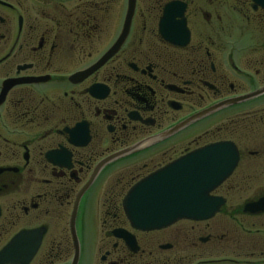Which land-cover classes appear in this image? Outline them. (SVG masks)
Listing matches in <instances>:
<instances>
[{
    "label": "flooded vegetation",
    "instance_id": "obj_1",
    "mask_svg": "<svg viewBox=\"0 0 264 264\" xmlns=\"http://www.w3.org/2000/svg\"><path fill=\"white\" fill-rule=\"evenodd\" d=\"M170 3L182 9V45L159 33ZM128 9L129 0H0V199L10 197L9 212L24 216L68 208L69 227L76 196L93 178L77 205L76 264H264V211L243 212L264 197V8L252 0H134L122 37ZM212 125L230 139L202 141ZM236 125L254 131L243 146L231 139ZM220 142H231L238 160L212 192L223 204L211 219L130 227L122 200L136 182ZM238 176L247 183L228 190L253 197L229 204V191L217 192ZM92 207L100 214L97 257L82 251L86 235L76 224L80 209ZM215 216L226 219L214 224ZM55 242L40 264L71 263L73 246L64 260ZM215 245L217 259L200 252Z\"/></svg>",
    "mask_w": 264,
    "mask_h": 264
},
{
    "label": "water",
    "instance_id": "obj_2",
    "mask_svg": "<svg viewBox=\"0 0 264 264\" xmlns=\"http://www.w3.org/2000/svg\"><path fill=\"white\" fill-rule=\"evenodd\" d=\"M133 1L129 0L122 37L127 32ZM252 1L264 8V0ZM176 10L177 14H174ZM181 13L182 9L177 8L176 3L164 7L163 15L159 20V33L167 42L182 45L187 41V31ZM175 16L178 20H175ZM107 57L108 55L102 60ZM224 105L211 107L189 120L200 118ZM125 152L127 151L112 158ZM237 160L238 153L231 142L214 143L192 150L140 179L128 190L122 200L123 214L130 227L149 232L165 228L178 220L205 221L212 218L223 204V200L212 196L211 193L230 176ZM92 180L93 178L88 184ZM88 184L76 196L69 218L74 251L70 264L77 263L79 245L74 228L75 216L78 201ZM263 211L264 197L243 207V212L250 214ZM45 233L46 229L43 226L18 231L1 247L0 264H29ZM113 234L118 238H127L122 230H115Z\"/></svg>",
    "mask_w": 264,
    "mask_h": 264
},
{
    "label": "rangeland",
    "instance_id": "obj_3",
    "mask_svg": "<svg viewBox=\"0 0 264 264\" xmlns=\"http://www.w3.org/2000/svg\"><path fill=\"white\" fill-rule=\"evenodd\" d=\"M138 21V20H137ZM236 127V128H235ZM241 127V128H240ZM216 128V126H210L209 127V131H207L208 135L206 137V135L204 136V134H201L200 137L202 138V141H207V139L209 138V140H213L214 137H218V138H224V139H230V137L226 136L229 135L228 132L225 134V136H223V132L218 133V132H214V129ZM235 128V136L238 137H234L231 138L232 140H234L235 142L240 143L241 146L244 145V142H240L242 141V139H245V141H249L248 135L250 136L251 133L253 134L254 131L248 132L245 129L243 130L242 128H244L243 125H236L234 126ZM246 133L248 135H246ZM256 133V132H255ZM214 134V135H213ZM217 135V136H216ZM219 135V136H218ZM251 140V139H250ZM248 145V144H247ZM250 146V145H248ZM253 148V147H252ZM251 149V146L250 148ZM238 173L236 174L237 177ZM248 175L246 174L245 177H247ZM234 177L233 179H230L229 181H227L223 188L220 189L217 194H223L226 192L225 190H228V188H232L235 183H240L238 184L239 187H244L242 186L243 183H247L246 181L244 182V180L242 179L241 176H238V178ZM241 185V186H240ZM22 191L21 194L17 196L18 199H20V197H23V193L25 191L24 186L21 187ZM229 192L227 193V202L229 204H242L243 200L247 199V198H252L253 194L251 193V191H244L242 192L241 190L238 189V191L236 190H228ZM235 191V192H234ZM26 192V191H25ZM225 196V197H226ZM10 198V197H9ZM8 197H6V199L3 197L2 199H0V208L2 209V215L0 218V246L16 231L20 230V229H24V228H34V227H38L40 225H45L47 227L46 230V235L44 236L43 239V243L42 246L38 252V255L34 258V260L32 261L31 264H40L41 261H43L44 255L46 254V252L49 250V245L51 240L56 241L55 245L59 246L58 249L54 248V251H58V252H63L61 254V258L62 259H68V257L71 255L72 253V246H71V240H70V235H69V227H68V217H69V213H70V209L65 208L64 211L62 210H51L49 211L48 215H45L43 212H41V210L38 211H33L31 213H28L27 215H22L19 211V209L17 208L16 210H14L13 212H9V200ZM24 198V197H23ZM9 201V202H8ZM17 216V217H16ZM224 216H227L226 214H224ZM224 216H215L213 218V221L215 222L214 224H217L219 221H222L221 219H226V217ZM84 221H83V219ZM100 218V214L99 211H96V208L93 209V207L91 208V210H84L83 208L80 209V211L78 212V217H77V233L81 236V238L86 235V237L84 236V241L82 243V251L86 252H96V256L97 257V250L94 247V242L92 240H97L96 238L101 235L99 232V227L96 222V220H98ZM83 222L84 225V231H83V226L81 225V223ZM13 224V225H12ZM231 225V224H230ZM179 228V226L177 227ZM230 231V235L232 236V238H230L229 243H232L231 241H233V237H234V230L235 228L233 227H228L227 228ZM233 233V234H232ZM97 236V237H95ZM92 241V244L90 243ZM228 243V244H229ZM227 244V245H228ZM90 246V247H89ZM219 245H215L213 248L210 246H205L202 247L200 249V252L204 254H207V256L209 258L212 259H217L218 257L222 256L223 252L221 250V248L219 247ZM234 248V245L232 247H228V250L231 251ZM236 250V249H235ZM85 254V253H82ZM228 254V253H227ZM82 257H84V255H82ZM199 260V259H198ZM97 262V261H96Z\"/></svg>",
    "mask_w": 264,
    "mask_h": 264
}]
</instances>
